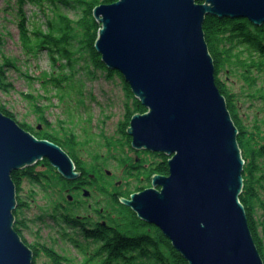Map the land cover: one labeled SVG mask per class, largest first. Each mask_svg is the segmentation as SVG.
I'll return each mask as SVG.
<instances>
[{"label":"water","instance_id":"water-1","mask_svg":"<svg viewBox=\"0 0 264 264\" xmlns=\"http://www.w3.org/2000/svg\"><path fill=\"white\" fill-rule=\"evenodd\" d=\"M207 15L261 26L264 0H116L94 9L102 24L98 52L148 109L130 120L132 146L170 156L169 174H155L151 187L122 198L158 226L189 264H264L240 200L245 159L216 82ZM44 158L65 178L80 177L61 145L37 137L0 109V264L35 262L15 229L12 173Z\"/></svg>","mask_w":264,"mask_h":264},{"label":"trees","instance_id":"trees-1","mask_svg":"<svg viewBox=\"0 0 264 264\" xmlns=\"http://www.w3.org/2000/svg\"><path fill=\"white\" fill-rule=\"evenodd\" d=\"M18 1L20 7L17 26L23 51L35 57L46 53L52 64L51 71H43L39 75L38 79L44 86H51L59 91H63L65 87L74 89L76 76L81 70H88L89 75L102 70L108 77L114 74L122 77L127 94L133 98L134 104L133 109L127 111L126 122L122 124L121 129L131 144L132 137L127 133L130 120L133 114L145 113L148 109L136 98L121 73L106 66L102 54L96 48L102 24L95 18L94 9L99 4H109L116 0H29L36 4L45 15L43 22H36L32 27L22 8L28 0ZM62 7L75 9L77 18L64 13L61 10ZM204 32L216 66L217 85L225 95L228 108L239 129L238 142L245 159L244 188L240 200L245 207L251 232L264 261V233L260 230L264 222V107L259 109L263 112L261 116H256L254 121H245L239 112L240 94L230 89L221 78V73H224L228 78L233 77L234 83L237 79L242 80L244 87L252 91L249 96L258 97L264 104V90L254 89L260 78L264 76V25L256 26L246 18L231 19L207 15ZM13 64L9 57L0 63V89L3 91H8V86L11 85L7 82L5 67ZM0 109L15 118L14 114L4 106L0 105ZM19 124L37 137L54 141L63 148L67 145L75 147L76 141L72 135L63 140L53 133L34 130L24 122ZM143 152L151 153L158 159L148 165L143 159L130 165V169L137 172V190L145 189L146 186L142 183L145 181L150 183L153 175L169 174V155L148 152V150ZM70 154L76 162L77 169L83 173L75 181L68 180L60 174L47 158L12 173L17 186L18 202L15 210V229L26 243L21 230L28 225L25 224L21 214L25 208L29 207V202L20 195L25 179L40 185H43L45 180L51 182L57 179L62 184L60 191L63 192L64 189L77 190L78 188L80 190L81 186L93 188L107 178L103 170L95 171L94 175H91L82 161L75 154ZM39 165L45 166L49 172L37 170ZM75 184L76 187L73 186ZM101 185L100 191L108 194L109 206L112 210L104 220L103 218L94 220L77 212L75 207H69L71 203L76 202L74 194H72V201L68 196L65 197L66 200H70L67 205L63 198L58 196L61 199H57L62 200L63 203H55L53 212L50 213V219L55 222L53 225L59 227L60 238L70 242L82 257L81 264H189L158 226L144 221L131 207L121 202L122 196L131 195V189L123 190L124 187L121 186L114 185L110 188L106 184ZM64 208L68 211L63 212ZM44 218L43 214L38 216L42 222H45ZM27 244L33 249L35 256L43 253L52 264H65L67 261L66 256L58 252L53 244L44 242ZM34 264L37 262L35 261Z\"/></svg>","mask_w":264,"mask_h":264},{"label":"rangeland","instance_id":"rangeland-1","mask_svg":"<svg viewBox=\"0 0 264 264\" xmlns=\"http://www.w3.org/2000/svg\"><path fill=\"white\" fill-rule=\"evenodd\" d=\"M19 7L18 0H0V63H3L6 57L14 62L13 65L5 67L7 82L11 85L8 86V91L0 89V105L11 111L19 122L28 124L34 130L53 133L63 140L68 136H74L75 147L67 145L64 149L69 154H75L91 175H94L95 171L103 170L107 176L105 181L101 180L93 188L81 186L80 190L64 189L63 192L60 191L62 184L57 179L51 182L45 180L43 185L25 179L20 195L29 202V207L25 208L21 215L28 227H23L21 231L27 243L53 244L58 252L66 256L65 264H81L82 257L70 242L60 238L58 225H53L55 222L50 219L55 203H63L57 198L62 197L67 205L70 200H66L65 197L70 198L74 194L76 202L71 203L69 207H75L77 212L94 220L102 218L104 220L112 210L108 194L100 191L101 184H106L110 188L116 185L124 187L123 190L131 189L132 195L140 190H137L136 185L137 172L131 170L130 165L140 159L150 164L158 157L143 152L145 149H135L121 131L122 124L126 122L127 111L133 109L134 104L120 75L108 77L102 70L89 75L88 70H81L76 76L74 89L65 87L63 91H59L42 84L38 79L39 75L43 71H51L52 64L46 53L35 57L23 51L17 26ZM22 8L28 17L30 27L45 20L42 10L29 0L25 1ZM61 10L77 18L75 9L62 7ZM82 63L85 64L84 61ZM221 78L230 89L240 94L239 112L245 121H254L256 116L262 115L263 112L259 109H262L264 104L258 97L249 96L252 91L244 87L242 80L237 79L234 83L235 79L226 77L224 73H221ZM257 88L264 90V76L254 89ZM37 170L48 171L43 165L37 166ZM76 170L80 171L77 168ZM82 174L81 172L80 177ZM142 184L149 188L152 186V179L150 183L145 181ZM73 186L76 187V184ZM131 195L124 197L130 198ZM121 202L125 204L122 197ZM67 211L64 208L63 212ZM40 214L44 215L45 222L38 219ZM260 230L264 233V222ZM35 259L37 264H52L43 253L35 256Z\"/></svg>","mask_w":264,"mask_h":264},{"label":"bare ground","instance_id":"bare-ground-1","mask_svg":"<svg viewBox=\"0 0 264 264\" xmlns=\"http://www.w3.org/2000/svg\"><path fill=\"white\" fill-rule=\"evenodd\" d=\"M154 176V175H153ZM153 176H152V178H153Z\"/></svg>","mask_w":264,"mask_h":264},{"label":"flooded vegetation","instance_id":"flooded-vegetation-1","mask_svg":"<svg viewBox=\"0 0 264 264\" xmlns=\"http://www.w3.org/2000/svg\"><path fill=\"white\" fill-rule=\"evenodd\" d=\"M148 165V164H147Z\"/></svg>","mask_w":264,"mask_h":264}]
</instances>
